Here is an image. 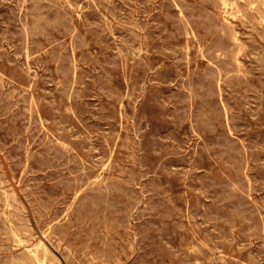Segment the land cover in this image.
Instances as JSON below:
<instances>
[{"label":"rangeland","instance_id":"rangeland-1","mask_svg":"<svg viewBox=\"0 0 264 264\" xmlns=\"http://www.w3.org/2000/svg\"><path fill=\"white\" fill-rule=\"evenodd\" d=\"M93 1L0 0V263L264 264V0Z\"/></svg>","mask_w":264,"mask_h":264},{"label":"bare ground","instance_id":"bare-ground-1","mask_svg":"<svg viewBox=\"0 0 264 264\" xmlns=\"http://www.w3.org/2000/svg\"><path fill=\"white\" fill-rule=\"evenodd\" d=\"M25 1H26V0H25ZM70 1H71V0H70ZM77 1H78V0H77ZM94 1H95V0H94ZM94 1H93V2H94ZM107 1H108V0H107ZM111 1H112V0H111ZM199 1H200V0H199ZM205 1H206V0H205ZM214 1H215V0H214ZM256 1L258 2L259 0H256ZM17 2H18V1H17ZM115 2H116V1H115ZM202 2H204V1L202 0ZM219 2H220V1H219ZM222 2H223V1H222ZM229 2H231V1H229ZM233 2H235V1H232V4H233ZM248 2H249V1H248ZM43 3H44V1H43ZM45 3H46V2H45ZM49 3H50V2H49ZM72 3H73V2H72ZM112 3H114V2H112ZM204 3H206V2H204ZM220 3H221V2H220ZM224 3H225V2H224ZM255 3H256V2H255ZM19 4H20V3H19ZM50 4H51V3H50ZM73 4H74V3H73ZM92 4H93V3H92ZM174 4H175V3H174ZM208 4H209V3H208ZM211 4H212V2H211ZM234 4H235V5H238V4H236V3H234ZM234 4H233V5H234ZM21 5H22V4H21ZM47 5H48V4H47ZM60 5H61V4H60ZM65 5H66V4H65ZM67 5H68V4H67ZM89 5H90V4H89ZM95 5H96V4H95ZM100 5H101V4H100ZM115 5H116V4H115ZM56 6H57V5H56ZM71 6H72V4H71ZM73 6H74V5H73ZM81 6H82V5H81ZM81 6H80V8H81ZM101 6H102V5H101ZM130 6H131V5H130ZM170 6H171V5H170ZM186 6H187V5H186ZM199 6H200V5H199ZM25 7H26V6H25ZM97 7H98V6H97ZM115 7H116V6H115ZM219 7H221V6H219ZM234 7H236V6H234ZM234 7H233V8H234ZM238 7H239V6H238ZM62 8H63V6H62ZM62 8H61V9H62ZM69 8H70V6H69ZM83 8H84V7H83ZM90 8H91V7H90ZM99 8H100V7H99ZM99 8H98V9H99ZM124 8H125V7H124ZM160 8H161V7H160ZM162 8H164V7H162ZM162 8H161V9H162ZM192 8H193V7H192ZM201 8H202V7H201ZM221 8H222V7H221ZM224 8H226V7H224ZM241 8H242V7H241ZM18 9H19V8H18ZM116 9H117V8H116ZM119 9H121V8H119ZM256 9H257V8H256ZM258 9H260V8H258ZM46 10H47V9H46ZM71 10H72V9H71ZM84 10H85V9H84ZM163 10H164V9H163ZM225 10H226V9H225ZM252 10H253V9H252ZM254 10H255V8H254ZM260 10H261V9H260ZM260 10H259V12H260ZM48 11H49V10H48ZM50 11H51V10H50ZM114 11H115V10H114ZM144 11H145V10H144ZM261 11H262V10H261ZM25 12H26V11H25ZM43 12H44V10H43ZM46 12H47V11H46ZM81 12H82V11H81ZM83 12H84V11H83ZM83 12H82V13H83ZM109 12H110V11H109ZM116 12H117V11H116ZM123 12H124V11H123ZM167 12H168V11H167ZM195 12H197V11H195ZM200 12L202 13V11H200ZM233 12H234V11H233ZM235 12H236V10H235ZM262 12H264V10H263ZM180 13H181V12H180ZM225 13H226V12H225ZM228 13H229V12H228ZM230 13H231V12H230ZM243 13H245V12L243 11ZM243 13H242V14H243ZM249 13H250V11H249ZM24 14H25V13H24ZM55 14H56V13H55ZM55 14H54V15H55ZM114 14H115V12H114ZM171 14H172V13H171ZM197 14H198V13H197ZM210 14H211V13H210ZM213 14H214V13H213ZM245 14H246V13H245ZM258 14H259V13H258ZM19 15H20V14H19ZM27 15H28V14H27ZM85 15H86V14H85ZM100 15H101V14H100ZM103 15H105V14H103ZM116 15H117V14H116ZM131 15H132V14H131ZM176 15H177V14H176ZM180 15H181V14H180ZM194 15H195V14H194ZM217 15H218V14H217ZM243 15H244V14H243ZM260 15H261V14H260ZM70 16H71V15H70ZM86 16H87V15H86ZM107 16H108V15H107ZM120 16H121V15H120ZM159 16H160V15H159ZM189 16H190V15H189ZM195 16H196V15H195ZM238 16H239V15H238ZM244 16H245V15H244ZM249 16H250V15H249ZM251 16H252V15H251ZM80 17H81V16H80ZM101 17H102V16H101ZM108 17H109V16H108ZM116 17H117V16H116ZM132 17H133V16H132ZM218 17H219V16H218ZM263 17H264V15H263V13H262V18H263ZM140 18H141V17H140ZM262 18H261V19H262ZM93 19H94V18H93ZM100 19H101V18H100ZM106 19H107V18H106ZM108 19H109V18H108ZM124 19H125V18H124ZM129 19H130V18H129ZM129 19H128V20H129ZM227 19H228V18H227ZM249 19H252V17L249 18ZM5 20H6V19H5ZM20 20H21V19H20ZM20 20H19V21H20ZM31 20H32V18H31ZM103 20H104V19H103ZM134 20H135V19H134ZM169 20H170V19H169ZM199 20H200V19H199ZM207 20H208V19H207ZM209 20H210V19H209ZM222 20H223V19H222ZM240 20H241V19H240ZM245 20H246V19H245ZM245 20H244V21H245ZM254 20H255V19H254ZM25 21H26V20H25ZM110 21H111V20H110ZM132 21H133V20H132ZM138 21H139V20H138ZM159 21H160V20H159ZM197 21H198V20H197ZM228 21H229V20H228ZM241 21H242V20H241ZM9 22H11V21H9ZM184 22H185V21H184ZM223 22H224V21H223ZM257 22H258V20L256 21V23H257ZM108 23H109V21H108ZM130 23H131V22H130ZM171 23H174V22H171ZM210 23H211V22H210ZM218 23H219V22H218ZM228 23H229V22H228ZM232 23H233V22H232ZM242 23H243V22H242ZM251 23H252V22H251ZM8 24H9V23H8ZM71 24H73V23H71ZM110 24H112V23H110ZM200 24H201V23H200ZM220 24H221V23H220ZM252 24H253V23H252ZM73 25H74V24H73ZM137 25H138V24H137ZM155 25H156V24H155ZM201 25H202V24H201ZM223 25H224V24H223ZM230 25H231V24H230ZM261 25H262V24H261ZM16 26H17V25H16ZM76 26H77V25H76ZM92 26H93V25H92ZM104 26H105V25H104ZM141 26H142V25H141ZM158 26H159V25H158ZM164 26H165V25H164ZM197 26H198V25H197ZM225 26H226V25H225ZM238 26H239V25H238ZM246 26H247V25H246ZM256 26H257V25H256ZM24 27H25V26H24ZM47 27H49V26L47 25ZM153 27H154V26H153ZM223 27H224V26H223ZM231 27H232V26H231ZM248 27H249V26H248ZM52 28H53V27H52ZM77 28H78V27H77ZM98 28H99V27H98ZM100 28H101V27H100ZM106 28H107V27H106ZM111 28H112V27H111ZM111 28H110V29H111ZM114 28H115V27H114ZM166 28H167V27H166ZM166 28H165V29H166ZM174 28H175V27H174ZM183 28H184V27H183ZM201 28H202V27H201ZM206 28H208V27H206ZM213 28H214V27H213ZM92 29H93V28H92ZM94 29H96V28L94 27ZM103 29H105V28H103ZM115 29H116V28H115ZM138 29H139V28H138ZM163 29H164V28H163ZM167 29H168V28H167ZM223 29H224V28H223ZM227 29H228V28H227ZM253 29H254V28H253ZM255 29H257V27H256ZM261 29H262V28H261ZM12 30H13V29H12ZM64 30H65V29H64ZM225 30H226V29H225ZM103 31H105V30H103ZM107 31H108V30H107ZM160 31H161V30H160ZM208 31H209V30H208ZM222 31H224V30H222ZM230 31H232V30H230ZM25 32H26V31H25ZM79 32H80V31H79ZM99 32H100V31H99ZM132 32H133V31H132ZM146 32H147V31H146ZM195 32H196V31H195ZM226 32H227V31H226ZM241 32H242V31H241ZM62 33H63V31H62ZM134 33H135V32H134ZM149 33H150V32H149ZM175 33H176V30H175ZM212 33H213V32H212ZM212 33H211V34H212ZM220 33H221V32H220ZM227 33H228V32H227ZM243 33H244V32H243ZM48 34H49V33H48ZM58 34H59V33H58ZM121 34H122V33H121ZM123 34H124V33H123ZM129 34H130V33H129ZM131 34H132V33H131ZM135 34H136V33H135ZM138 34H139V33H138ZM185 34H186V31H185ZM196 34H197V33H196ZM204 34H205V33H204ZM250 34H252V33H250ZM9 35H10V34H9ZM26 35H27V34H26ZM150 35H151V33H150ZM160 35H161V34H160ZM3 36H4V35H3ZM7 36H8V35H7ZM49 36H50V34H49ZM126 36H127V35H126ZM130 36H131V35H130ZM213 36H214V35H213ZM232 36H233V35H232ZM260 36H261V35H260ZM27 37H28V35H27ZM35 37H36V36H35ZM50 37H51V36H50ZM53 37H54V36H53ZM121 37H122V36H121ZM145 37H146V36H145ZM158 37H159V35H158ZM172 37H174V36H172ZM54 38H55V37H54ZM84 38H85V37H84ZM133 38H134V37H133ZM247 38H248V37H247ZM61 39H62V38H61ZM97 39H98V38H97ZM152 39H153V38H152ZM161 39H162V38H161ZM205 39H206V38H205ZM223 39H224V38H223ZM233 39H234V38H233ZM233 39H232V40H233ZM252 39H253V38H252ZM123 40H125V39L123 38L122 41H123ZM132 40H133V39H132ZM153 40H154V39H153ZM175 40H176V39H175ZM8 41H10V40L8 39ZM50 41H51V40H50ZM60 41H61V40H60ZM101 41H102V40H101ZM129 41H131V40H129ZM134 41H135V40H134ZM225 41H226V40H225ZM243 41H245V40L243 39ZM42 42H43V41H42ZM45 42H46V41H45ZM72 42H73V41H72ZM102 42H103V41H102ZM209 42H210V41H209ZM228 42H229V41H228ZM245 42H246V41H245ZM16 43H17V42H16ZM225 43H226V42H225ZM238 43H239V42H238ZM54 44H55V43H54ZM89 44H90V43H89ZM107 44H108V43H107ZM248 44H249V43H248ZM152 45H153V44H152ZM162 45H163V44H162ZM176 45L178 46V44H176ZM206 45H207V44H206ZM226 45H227V43H226ZM230 45H231V44H230ZM32 46H33V45H32ZM52 46H53V45H52ZM75 46H77V45H75ZM128 46H129V45H128ZM227 46H229V44H228ZM42 47H43V46H42ZM85 47H86V46H85ZM85 47H84V48H85ZM87 47H88V46H87ZM117 47H118V46H117ZM157 47H158V46H157ZM173 47H174V46H173ZM178 47H179V46H178ZM240 47H241V46H240ZM262 47H263V46H262ZM16 48H17V47H16ZM50 48H51V47H50ZM54 48H55V47H54ZM120 48H121V47H120ZM127 48H128V47H127ZM160 48H161V47H160ZM175 48H176V47H175ZM198 48H199V47H198ZM238 48H239V47H238ZM246 48H247V47H246ZM55 49H56V48H55ZM59 49H60V48H59ZM78 49H79V48H78ZM141 49H142V46H141ZM167 49H168V48H167ZM240 49H241V48H240ZM243 49H245V48H243ZM257 49H258V48H257ZM18 50H19V49H18ZM68 50H69V49H68ZM95 50H96V49H95ZM128 50H129V49H128ZM136 50H137V49H136ZM145 50H147V49L145 48ZM202 50H204L203 47H202ZM230 50H231V49H230ZM254 50H255V49H254ZM48 51H49V50H48ZM62 51H63V50H62ZM140 51H141V50H140ZM189 51H190V50H189ZM235 51H238V50H235ZM239 51H240V50H239ZM251 51H252V50H251ZM24 52H25V51H24ZM67 52H68V51H67ZM130 52H131V51H130ZM185 52H188V51H185ZM49 53H50V52H49ZM55 53H56V51H55ZM60 53H62V52H60ZM60 53H59V54H60ZM40 54H41V53H40ZM144 54H145V53H144ZM234 54H235V52H234ZM237 54H240V53H236V55H237ZM262 54H263V53H262ZM262 54H261V55H262ZM38 55H39V54H38ZM61 55H62V54H61ZM139 55H140V54H139ZM164 55H165V54H164ZM198 55H199V54H198ZM216 55H217V54H216ZM230 55H231V57H232V54H231V53H230ZM28 56H29V55H28ZM35 56H36V55H35ZM112 56H113V55H112ZM130 56H131V55H130ZM189 56H190V55H189ZM201 56H202V55H201ZM217 56H218V55H217ZM3 57H4V56H3ZM12 57H13V56H12ZM30 57H31V56H30ZM36 57H37V56H36ZM40 57H41V56H40ZM50 57H51V56H50ZM74 57H75V56H74ZM114 57H115V56H114ZM123 57H124V56H123ZM138 57H139V56H138ZM234 57H235V56H234ZM236 57H237V56H236ZM41 58H42V57H41ZM67 58H68V57H67ZM125 58H126V57H125ZM128 58H129V57H128ZM228 58H229V57H228ZM238 58H239V57H238ZM13 59H14V58H13ZM51 59H52V58H51ZM107 59H108V58H107ZM140 59H141V58H140ZM140 59H139V60H140ZM169 59H170V58H169ZM215 59H216V58H215ZM262 59H263V58H262ZM11 60H12V59H11ZM30 60H31V59H30ZM43 60H44V59H43ZM71 60H72V59H71ZM141 60H142V59H141ZM225 60H226V59H225ZM232 60H233V58H232ZM25 61H26V59H25ZM38 61H39V60H38ZM38 61H37V62H38ZM89 61H90V60H89ZM115 61H116V59H115ZM214 61H215V60H214ZM243 61H244V60H243ZM28 62H29V61H28ZM190 62H193V61H190ZM46 63H47V62H46ZM66 63H67V62H66ZM102 63H103V62H102ZM250 63H251V62H250ZM259 63H261V61H260ZM60 64H61V63H60ZM78 64H79V63H78ZM90 64H91V63H90ZM94 64H95V63H94ZM132 64H133V63H132ZM134 64H135V63H134ZM187 64H188V63H187ZM225 64H226V63H225ZM253 64H254V63H253ZM136 65H137V64H136ZM150 65H151V63H150ZM164 65H165V64H164ZM189 65H191V64H189ZM189 65H188V66H189ZM262 65H263V64H262ZM18 66H19V64H18ZM75 66H76V64H75ZM116 66H117V65H116ZM227 66H228V65H227ZM63 67H65V66H63ZM118 67H119V66H118ZM139 67H140V66H139ZM141 67H142V66H141ZM149 67H150V66H149ZM209 67H210V65H209ZM213 67H214V66H213ZM230 67H231V66H230ZM243 67H244V66H243ZM259 67H260V66H259ZM262 67H263V66H262ZM80 68H81V67H80ZM122 68H123V67H122ZM131 68H132V67H131ZM151 68H152V67H151ZM164 68H165V67H164ZM250 68H251V67H250ZM112 69H113V68H112ZM142 69H143V68H142ZM195 69H196V68H195ZM195 69H194V71H195ZM202 69H203V68H202ZM252 69H253V68H252ZM32 70H33V69H32ZM254 70H255V69H254ZM124 71H125V70H124ZM132 71H133V70H132ZM136 71H137V70H136ZM143 71H144V70H143ZM218 71H219V70H218ZM251 71H252V70H251ZM2 72H3V71H2ZM51 72H52V71H51ZM206 72H207V71H206ZM244 72H246V71H244ZM145 73H146V72H145ZM160 73H161V72H160ZM180 73H181V72H180ZM111 74H112V73H111ZM146 74H147V73H146ZM146 74H145V75H146ZM152 74H153V73H152ZM203 74H204V72H203ZM229 74H230V72H229ZM229 74H228V75H229ZM262 74H263V73H262ZM28 75H29V74H28ZM68 75H70V74H68ZM71 75H72V74H71ZM131 75H132V74H131ZM134 75H135V74H134ZM226 75H227V74H226ZM246 75H247V74H246ZM250 75H251V74H250ZM263 75H264V74H263ZM135 76H136V75H135ZM185 76H186V75H185ZM199 76H200V75H199ZM224 76H225V75H224ZM17 77H18V76H17ZM165 77H166V76H165ZM165 77H164V78H165ZM234 77H236V75H234ZM239 77H240V76H239ZM254 77H255V76H254ZM254 77H253V78H254ZM53 78H54V77H53ZM60 78H62V77H60ZM60 78H59V79H60ZM63 78H64V77H63ZM130 78H131V77H130ZM148 78H149V77H148ZM150 78H151V77H150ZM186 78H187V77H186ZM196 78H197V77H196ZM224 78H225V77H224ZM224 78H223V79H224ZM251 78H252V77H251ZM187 79H188V78H187ZM198 79H199V78H198ZM198 79H197V80H198ZM209 79H210V78H209ZM240 79H241V78H240ZM257 79H258V78H257ZM76 80H77V79H76ZM130 80H131V79H130ZM130 80H129V81H130ZM140 80H141V79H140ZM144 80H145V79H144ZM150 80H151V79H149V81H150ZM164 80H165V79H164ZM211 80H212V79H211ZM246 80H247V79H246ZM30 81H31V80H30ZM54 81H55V80H54ZM77 81H78V80H77ZM93 81H94V80H93ZM127 81H128V80H127ZM129 81H128V82H129ZM161 81H162V80H161ZM172 81H173V80H172ZM185 81H186V80H185ZM213 81H214V80H213ZM242 81H243V80H242ZM17 82H18V81H17ZM80 82H81V81L79 80V83H80ZM111 82H112V81H111ZM168 82H171V81H168ZM188 82H189V81H188ZM246 82H249V81H246ZM58 83H59V82H58ZM77 83H78V82H77ZM79 83H78V84H79ZM214 83H215V82H214ZM214 83H213V84H214ZM224 83H225V82H224ZM4 84H5V83H4ZM44 84H45V83H44ZM70 84H71V83H70ZM93 84H94V82H93ZM110 84H111V83H110ZM193 84H194V83H193ZM227 84H228V83H227ZM243 84H245V83H243ZM250 84H254V83H250ZM250 84H248V85H250ZM143 85H144V84H143ZM146 85H148V84H146ZM217 85H218V84H217ZM230 85H231V84H230ZM232 85H234V84H232ZM255 85H256V84H255ZM263 85H264V84H263ZM72 86H73V85H72ZM94 86H95V85H94ZM96 86H97V85H96ZM98 86H99V85H98ZM206 86H207V85H206ZM227 86H228V85H227ZM238 86H239V85H238ZM4 87H5V86H4ZM8 87H9V86H8ZM13 87H14V86H13ZM28 87H29V86H28ZM42 87H43V86H42ZM75 87H76V86H75ZM145 87H146V86H145ZM216 87H217V86H216ZM224 87H225V86H224ZM235 87H236V86H235ZM261 87H262V86H261ZM39 88H40V87H39ZM44 88H45V86H44ZM100 88H101V87H100ZM115 88H116V87H115ZM183 88H184V87H183ZM217 88H218V87H217ZM249 88H250V87H249ZM251 88H252V87H251ZM116 89H117V88H116ZM180 89H182V88H180ZM199 89H200V88H198V90H199ZM219 89H220V88H219ZM11 90H12V89H11ZM159 90H160V89H159ZM234 90H235V89H234ZM7 91H9V90H7ZM16 91H18V90H16ZM26 91H28V90L26 89ZM26 91H25V93H26ZM77 91H78V90H77ZM117 91H118V90H117ZM201 91H202V89H201ZM238 91L240 92V90H237V92H238ZM246 91H247V90H246ZM254 91H255V90H254ZM20 92H21V91H20ZM97 92H98V91H97ZM28 93H29V92H28ZM118 93H119V92H118ZM146 93H147V92H146ZM160 93H161V92H160ZM169 93H170V92H169ZM189 93H190V92H189ZM202 93H203V92H202ZM256 93H257V92H256ZM5 94H6V93H5ZM8 94H9V93H8ZM15 94H16V93H15ZM70 94H71V93H70ZM135 94H136V93H135ZM172 94H173V93H172ZM172 94H171V95H172ZM174 94H175V93H174ZM181 94H183V93H181ZM231 94H232V93H231ZM98 95H99V94H98ZM100 95H101V94H100ZM141 95H142V94H141ZM165 95H166V94H165ZM193 95H194V94H193ZM27 96H28V95H27ZM77 96H78V95H77ZM102 96H103V95H102ZM145 96H146V95H145ZM241 96H242V95H241ZM258 96H260V95H258ZM261 96H262V95H261ZM32 97H33V96H32ZM65 97H66V96H65ZM79 97H80V96H79ZM123 97H125V96H123ZM143 97H144V96H143ZM223 97H224V96H223ZM231 97H232V96H231ZM69 98H70V97H69ZM210 98H211V97H210ZM254 98H255V97H254ZM38 99H39V98H38ZM133 99H134V98H133ZM135 99H136V98H135ZM221 99H222V98H221ZM261 99H262V98H261ZM35 100H37V99H35ZM71 100H72V99H71ZM81 100H82V98H81ZM120 100H121V99H120ZM173 100H174V99H173ZM256 100H257V99H256ZM107 101H108V100H107ZM129 101H130V100H129ZM155 101H156V100H155ZM158 101H159V100H157V102H158ZM170 101H171V100H170ZM238 101H239V100H238ZM263 101H264V100H263ZM29 102H30V101H29ZM191 102H192V101H191ZM214 102H215V101H214ZM248 102H249V101H248ZM141 103H142V102H141ZM204 103H205V102H204ZM132 104H133V103H132ZM164 104H165V103H164ZM164 104H163V105H164ZM223 104H224V103H223ZM258 104H259V103H258ZM261 104H262V103H261ZM29 105H30V104H29ZM111 105H112V104H111ZM134 105H135V104H134ZM221 105H222V104H221ZM221 105H220V106H221ZM245 105H246V104H245ZM245 105H244V106H245ZM31 106H32V105H31ZM52 106H53V105H52ZM128 106H129V105H128ZM209 106H210V105H209ZM209 106H208V107H209ZM233 106H234V105H233ZM68 107H69V106H68ZM166 107H167V106H166ZM214 107H215V106H214ZM239 107H240V105H239ZM245 107H246V106H245ZM69 108H70V107H69ZM138 108H139V107H138ZM202 108H203V107H202ZM223 108H224V107H223ZM241 108H242V107H241ZM255 108H256V107H255ZM28 109H30V108H28ZM28 109H27V110H28ZM188 109H189V108H188ZM245 109H246V108H245ZM25 110H26V109H25ZM70 110H71V109H70ZM228 110H229V109H228ZM246 110H248V109H246ZM35 111H36V110H35ZM35 111H33V112H35ZM138 111H139V110H138ZM202 111H203V110H202ZM231 111H232V110H231ZM253 111H254V110H253ZM253 111H252V112H253ZM257 111H258V110H257ZM29 112H30V111H29ZM69 112H70V111H69ZM125 112H126V111H125ZM164 112H165V111H164ZM164 112H163V113H164ZM191 112H193V111H191ZM224 112H225V111H224ZM249 112H251V111H249ZM25 113H26V112H25ZM73 113H74V112H73ZM122 113H124V112H122ZM240 113H241V112H240ZM255 113H256V112H255ZM37 114H38V113H37ZM74 114H76V113H74ZM130 114H131V113H130ZM141 114H142V113H141ZM201 114H202V113H201ZM207 114H208V113H207ZM236 114H237V113H236ZM253 114H254V113H253ZM258 114H259V113H258ZM1 115H2V114H1ZM29 115H30V114H29ZM77 115H78V113H77ZM131 115H132V114H131ZM136 115H137V114H136ZM143 115H144V113L142 114V116H143ZM171 115H172V114H171ZM222 115H224V114H222ZM239 115H240V114H239ZM27 116H28V115H27ZM78 116H79V115H78ZM34 117H35V116H34ZM112 117H113V116H112ZM143 117H144V116H143ZM162 117H163V116H162ZM164 117H165V116H164ZM173 117H175V116H173ZM193 117H194V116H193ZM240 117H241V116H240ZM28 118H29V117H28ZM176 118H177V117H176ZM229 118H230V115H229ZM19 119H21V118H19ZM29 119H31V118H29ZM48 119H50V118H48ZM145 119H146V118H145ZM192 119H193V118H192ZM226 119H227V117H226ZM8 120H9V119H8ZM21 120H22V119H21ZM33 120H34V119H33ZM231 120H232V119H231ZM234 120H235V119H234ZM36 121H37V120H36ZM135 121H136V120H135ZM142 121H143V120H142ZM160 121H161V120H160ZM238 121H239V120H238ZM117 122H118V121H117ZM131 122H132V121H131ZM214 122H215V121H214ZM225 122H226V121H225ZM229 122H230V121H229ZM235 122H236V121H235ZM28 123H29V122H28ZM45 123H46V122H45ZM106 123H107V122H106ZM128 123H129V122H128ZM177 123H178V122H177ZM198 123H199V122H198ZM230 123H231V122H230ZM230 123H229V124H230ZM237 123H238V122H237ZM237 123H236V124H237ZM11 124H12V123H11ZM11 124H10V126L13 125V124H12V125H11ZM48 124H49V123H48ZM50 124H52V123H50ZM125 124H126V122H125ZM183 124H184V123H183ZM226 124H227V123H226ZM226 124H225V125H226ZM238 124H239V123H238ZM244 124H245V123H244ZM22 125H23V124H22ZM131 125H132V124H131ZM139 125H140V124H139ZM230 125H231V124H230ZM27 126H28V125H27ZM39 126H40V125H39ZM55 126H56V125H55ZM121 126H122V125H121ZM190 126H191V125H190ZM227 126H228V125H227ZM248 126H249V125H248ZM5 127H7V126H5ZM20 127H21V126H20ZM23 127H24V126H23ZM25 127H26V126H25ZM25 127H24V128H25ZM127 127H128V126H127ZM180 127H181V126H180ZM204 127H205V126H204ZM204 127H203V128H204ZM231 127H232V126H231ZM233 127H234V125H233ZM3 128H4V127H3ZM40 128H41V127H40ZM56 128H57V127H56ZM62 128H63V127H62ZM62 128H61V129H62ZM91 128H93V127H91ZM98 128H99V127H98ZM136 128H137V127H136ZM136 128H135V129H136ZM178 128H179V126H178ZM222 128H223V127H222ZM235 128H236V127H235ZM245 128H246V127H245ZM0 129H1V128H0ZM16 129H17V128H16ZM18 129H19V128H18ZM47 129H48V128H47ZM52 129H53V128H52ZM52 129H51V131H52ZM85 129H86V128H85ZM93 129H94V128H93ZM187 129H189V128H187ZM23 130H24V129H23ZM41 130H42V129H41ZM56 130H57V129H56ZM114 130H115V128H114ZM177 130H178V129H177ZM185 130H186V129H185ZM229 130H230V129H229ZM240 130H241V129H240ZM248 130H249V129H248ZM20 131H21V130H20ZM28 131H29V130H28ZM87 131H88V130H87ZM98 131H99V130H98ZM111 131H112V130H111ZM128 131H129V130H128ZM217 131H218V130H217ZM227 131H228V130H227ZM246 131H247V129H246ZM8 132H9V130H8ZM21 132H22V131H21ZM24 132H25V131H24ZM46 132H48V131H46ZM57 132H58V131H57ZM177 132H178V131H177ZM189 132H190V131H189ZM192 132H193V131H192ZM240 132H241V131H240ZM66 133H67V131H66ZM91 133H92V132H91ZM108 133H109V132H108ZM111 133H113V132H111ZM111 133H110V134H111ZM134 133H135V132H134ZM61 134H62V133H61ZM68 134H69V133H68ZM81 134H82V133H81ZM96 134H97V133H96ZM106 134H107V133H106ZM128 134H129V133H128ZM137 134H138V133H137ZM117 135H118V134H117ZM129 135H130V134H129ZM143 135H144V134H143ZM154 135H155V134H154ZM214 135H215V134H214ZM216 135H217V134H216ZM247 135H248V134H247ZM49 136H50V135H49ZM70 136H71V135H70ZM83 136H84V135H83ZM92 136H93V135H92ZM101 136H103V135H101ZM195 136H197V135H195ZM200 136H201V134H200ZM227 136H228V135H227ZM250 136H252V135H250ZM11 137H12V136H11ZM72 137H73V136H72ZM77 137H78V136H77ZM77 137H76V139H77ZM84 137H85V136H84ZM86 137H87V136H86ZM90 137H91V135H90ZM125 137H126V136H125ZM136 137H137V136H136ZM142 137H143V136H142ZM151 137H152V136H151ZM154 137H155V136H154ZM160 137H161V136H160ZM192 137H193V136H192ZM192 137H191V138H192ZM236 137H238V136H236ZM258 137H259V135H258ZM97 138H98V137H97ZM102 138H104V137H102ZM112 138H113V137H112ZM127 138H128V137H127ZM127 138H126V139H127ZM134 138H135V137H134ZM134 138H133V139H134ZM155 138H156V137H155ZM155 138H154V139H155ZM172 138H173V137H172ZM172 138H171V139H172ZM188 138H189V135H188ZM191 138H190V139H191ZM231 138H232V137H231ZM239 138H240V137H239ZM252 138H253V137H252ZM27 139H28V138H27ZM45 139H46V138H45ZM50 139H51V137H50ZM73 139H75V138H73ZM79 139H80V138H79ZM128 139H129V138H128ZM154 139H153V140H154ZM185 139H186V138H185ZM195 139H196V138H195ZM204 139H205V138H204ZM131 140H132V138H131ZM186 140H187V139H186ZM198 140H199V139H198ZM221 140H222V139H221ZM249 140H250V139H249ZM249 140H248V141H249ZM24 141H25V140H24ZM58 141H59V140H58ZM84 141H85V140H84ZM100 141H101V140H100ZM156 141H157V140H156ZM199 141H200V140H199ZM211 141H212V140H211ZM213 141H214V140H213ZM224 141H225V140H224ZM85 142H86V141H85ZM142 142H143V141H142ZM217 142H218V141H217ZM222 142H223V141H222ZM261 142H262V141H261ZM106 143H107V142H106ZM135 143H136V142H135ZM188 143H189V142H188ZM253 143H254V142H253ZM253 143H252V144H253ZM262 143H263V142H262ZM136 144H137V143H136ZM202 144H203V143H202ZM225 144H226V143H225ZM236 144H237V143H236ZM248 144H249V143H248ZM258 144H259V143H258ZM88 145H89V144H88ZM98 145H99V144H98ZM104 145H105V144H104ZM167 145H168V144H167ZM181 145H182V144H181ZM194 145H195V144H194ZM238 145H239V144H238ZM238 145H237V146H238ZM254 145H255V144H254ZM261 145H262V144H261ZM4 146H5V145H4ZM21 146H22V145H21ZM85 146H86V145H85ZM96 146H97V145H96ZM126 146H127V145H126ZM165 146H166V145H165ZM182 146H183V145H182ZM192 146H193V145H192ZM259 146H260V145H259ZM22 147H23V146H22ZM55 147H56V146H55ZM82 147H83V146H82ZM90 147H91V146H90ZM90 147H89V148H90ZM123 147H124V146H123ZM142 147H143V146H142ZM162 147H163V145H162ZM216 147H217V146H216ZM24 148H25V147H24ZM70 148H71V147H70ZM125 148H126V147H125ZM132 148H133V147H132ZM136 148H137V147H136ZM163 148H166V147H163ZM172 148H174V147H172ZM179 148H180V147H179ZM218 148H219V147H218ZM65 149H66V148H65ZM83 149H84V148H83ZM92 149H93V148H92ZM138 149H139V148H138ZM142 149H143V148H142ZM145 149H146V148H145ZM184 149H185V148H184ZM23 150H24V149H23ZM60 150H61V149H60ZM68 150H69V149H68ZM93 150H94V149H93ZM98 150H99V149H98ZM104 150H105V149H104ZM156 150H157V149H156ZM161 150H162V149H161ZM188 150H189V149H188ZM191 150H192V149H191ZM202 150H203V149H202ZM248 150H249V149H248ZM61 151H62V150H61ZM75 151H76V150H75ZM134 151H135V148H134ZM205 151H206V150H205ZM217 151H218V149H217ZM256 151H257V149H256ZM21 152H22V151H21ZM23 152H25V151H23ZM33 152H34V151H33ZM66 152H67V151H66ZM66 152H64V153H66ZM103 152H104V151H103ZM144 152H145V151H144ZM165 152H166V151H165ZM263 152H264V151H263ZM17 153H18V152H17ZM70 153H71V152H70ZM76 153H77V152H76ZM90 153H91V152H90ZM105 153H106V152H105ZM118 153H119V152H118ZM120 153H121V152H120ZM141 153H143V152H141ZM244 153H246V152H244ZM258 153H259V152H258ZM19 154H20V153H19ZM45 154H46V153H45ZM101 154H102V153H101ZM135 154H136V153H135ZM181 154H182V153H181ZM246 154H247V153H246ZM256 154H257V153H256ZM262 154H263V153H262ZM22 155H25V154L22 153ZM52 155H53V154H52ZM60 155H62V154H60ZM65 155H66V154H65ZM90 155H91V154H90ZM174 155H175V153H174ZM184 155H185V154H184ZM190 155H191V154H190ZM210 155H211V154H210ZM254 155H255V154H254ZM19 156H20V155H19ZM70 156H71V155H70ZM70 156H69V157H70ZM74 156H75V155H74ZM97 156H98V155H97ZM105 156H107V155H105ZM166 156H167V155H166ZM207 156H208V155H207ZM207 156H206V157H207ZM241 156H242V155H241ZM245 156H246V155H245ZM257 156H258V155H257ZM66 157H67V155H66ZM134 157H135V156H134ZM143 157H144V155H143ZM106 158H107V157H106ZM108 158H109V157H108ZM112 158H113V156H112ZM165 158H166V157H165ZM184 158H185V157H184ZM245 158H246V157H245ZM253 158H254V157H253ZM21 159H22V157H21ZM27 159H28V157H27ZM93 159H94V158H93ZM110 159H111V158H110ZM193 159H194V158H193ZM218 159H219V158H218ZM258 159H259V158H258ZM258 159H257V160H258ZM23 160H24V159H23ZM63 160H64V158H63ZM73 160H74V159H73ZM79 160H80V159H79ZM161 160H162V159H161ZM171 160H172V159H171ZM171 160H170V161H171ZM203 160H204V159H203ZM214 160H215V159H214ZM19 161H20V160H19ZM106 161H107V160H106ZM135 161H136V160H135ZM194 161H197V160H194ZM221 161H222V160H221ZM248 161H249V160H248ZM25 162H26V161H25ZM34 162H35V161H34ZM34 162H33V163H34ZM99 162H100V161H99ZM102 162H103V161H102ZM198 162H199V161H198ZM33 163H32V164H33ZM59 163H60V162H59ZM68 163H69V162H68ZM77 163H78V162H77ZM109 163H110V160H109ZM113 163H114V162H113ZM136 163H137V162H136ZM136 163H134V164H136ZM153 163H154V162H153ZM171 163H172V162H171ZM191 163H192V162H191ZM191 163H190V164H191ZM222 163H223V162H222ZM260 163H262V162H260ZM27 164H28V163H27ZM79 164H80V163H79ZM100 164H101V163H100ZM114 164H115V163H114ZM145 164H146V162H145ZM156 164H157V163H156ZM195 164H198V163H195ZM195 164H194V165H195ZM200 164H201V163H200ZM250 164H251V163H250ZM22 165H23V164H22ZM68 165H69V164H68ZM81 165H82V164H81ZM92 165H94V162H93ZM115 165H116V164H115ZM118 165H119V164H118ZM138 165H139V164H138ZM191 165H192V164H191ZM213 165H214V164H213ZM218 165H219V164H218ZM241 165H242V164H241ZM73 166H74V165H73ZM149 166H150V165H149ZM169 166H170V165H169ZM192 166H193V165H192ZM198 166H199V165H198ZM230 166H231V165H230ZM260 166H261V165H260ZM65 167H66V166H65ZM65 167H64V168H65ZM92 167H93V166H92ZM156 167H157V166H156ZM167 167H168V165H167ZM167 167H166V168H167ZM175 167H176V166H175ZM178 167H179V166H178ZM66 168H67V167H66ZM80 168H81V167H80ZM93 168H94V167H93ZM117 168H118V167H117ZM149 168H152V167H149ZM176 168H177V167H176ZM190 168H193V167H190ZM244 168H245V167H244ZM244 168H243V169H244ZM256 168H257V167H256ZM256 168H255V169H256ZM23 169H24V168H23ZM84 169H85V168H84ZM86 169H87V168H86ZM123 169H124V168H123ZM153 169H154V168H153ZM169 169H170V168H169ZM60 170H61V169H60ZM62 170H64V169H62ZM82 170H83V169H82ZM103 170H104V169H103ZM106 170H107V169H106ZM140 170H141V168H140ZM159 170H160V169H159ZM159 170H158V172H159ZM171 170H172V168H171ZM236 170H237V169H236ZM251 170H252V169H251ZM87 171H88V170H87ZM93 171H94V170H93ZM162 171H163V170H162ZM180 171H181V170H180ZM180 171H179V172H180ZM190 171H192V170H190ZM206 171H207V170H206ZM234 171H235V169H234ZM247 171H248V170H247ZM253 171H254V169H253ZM68 172H69V171H68ZM79 172H80V171H79ZM116 172H117V171H116ZM118 172H119V171H118ZM123 172H125V171H123ZM163 172H164V171H163ZM179 172H176V173H179ZM204 172H205V171H204ZM209 172H210V171H209ZM239 172H240V171H239ZM58 173H59V172H58ZM58 173H57V171H56L55 174H58ZM80 173H81V172H80ZM85 173H86V172H85ZM93 173H94V172H93ZM93 173H92V174H93ZM119 173H120V172H119ZM121 173H122V172H121ZM167 173H168V172H167ZM254 173H255V172H254ZM50 174H51V173H50ZM67 174H68V173H67ZM70 174H71V173H70ZM76 174H77V173H76ZM123 174H124V173H123ZM140 174H141V173H140ZM151 174H152V173H151ZM151 174H150V175H151ZM238 174H239V173H238ZM15 175H16V174H15ZM15 175H14V176H15ZM23 175H24V174H23ZM58 175H59V174H58ZM68 175H69V174H68ZM86 175H87V174H86ZM93 175H94V174H93ZM99 175H100V174H99ZM113 175H114V174H113ZM115 175H116V174H115ZM126 175H127V174H126ZM190 175H191V174H190ZM192 175H193V174H192ZM235 175H236V174H235ZM251 175H252V174H251ZM49 176H50V175H49ZM49 176H48V177H49ZM62 176H63V174H62ZM66 176H67V175H66ZM82 176H83V175H82ZM130 176H131V175H130ZM151 176H152V175H151ZM159 176H160V175H159ZM184 176H185V175H184ZM184 176H183V177H184ZM186 176H187V175H186ZM194 176H195V175H194ZM194 176H193V177H194ZM209 176H210V175H209ZM0 177H1V176H0ZM54 177H55V176H54ZM68 177H69V176H68ZM73 177H74V176H73ZM94 177H95V176H94ZM133 177H134V176H133ZM137 177H138V176H137ZM249 177H250V176H249ZM253 177H254V176H253ZM2 178H3V177H2ZM2 178H1V180H2ZM5 178H6V177H5ZM20 178H22V177H20ZM70 178H71V177H70ZM74 178H75V177H74ZM92 178H93V177H92ZM105 178H106V177H105ZM108 178H109V177H108ZM125 178H126V177H125ZM140 178H142V177H140ZM149 178H150V177H149ZM156 178H157V177H156ZM197 178H198V177H197ZM199 178H200V177H199ZM228 178H230V177H228ZM235 178H236V177H235ZM87 179H89V177H88ZM95 179H96V178H95ZM110 179H111V178H110ZM151 179H152V178H151ZM151 179H150V180H151ZM200 179H201V178H200ZM215 179H216V178H215ZM236 179H237V178H236ZM247 179H248V178H247ZM252 179H253V178H252ZM256 179H257V178H256ZM17 180H18V179H17ZM19 180H20V179H19ZM57 180H58V179H57ZM103 180H105V179L103 178ZM108 180H109V179H108ZM117 180H118V179H117ZM168 180H169V179H168ZM222 180H223V179H222ZM222 180H221V181H222ZM224 180H225V179H224ZM53 181H54V180H53ZM97 181H98V180H97ZM100 181H101V180H100ZM100 181H99V183H100ZM114 181H115V179H114ZM132 181H133V180H132ZM141 181H142V180H141ZM201 181H202V180H201ZM247 181H248V180H247ZM253 181H254V180H253ZM253 181H252V182H253ZM5 182H6V181H5ZM193 182H194V181H193ZM195 182H196V181H195ZM229 182H230V181H228V183H229ZM259 182H260V181H259ZM54 183H55V182H54ZM93 183H94V181H93ZM99 183H98V185H99ZM134 183H135V182H134ZM151 183H152V180H151ZM207 183H208V182H207ZM209 183H210V181H209ZM255 183H256V182H255ZM262 183H263V182H262ZM87 184H88V183H87ZM139 184H140V183H139ZM189 184H190V183H189ZM241 184H242V183H241ZM246 184H247V183H246ZM249 184H250V183H249ZM60 185H61V184H60ZM78 185H79V184H78ZM133 185H134V184H133ZM158 185H159V184H158ZM242 185H243V184H242ZM252 185H253V184H252ZM252 185H251V186H252ZM260 185H261V184H260ZM9 186H10V185H9ZM9 186H8V187H9ZM83 186H84V185H83ZM83 186H82V187H83ZM89 186H90V185H89ZM91 186H92V185H91ZM128 186H129V185H128ZM147 186H148V185H146V187H147ZM192 186H193V185H192ZM246 186H247V185H246ZM246 186H245V187H246ZM248 186H249V185H248ZM62 187H63V186H62ZM64 187H65V186H64ZM218 187H219V186H218ZM2 188H3V187H2ZM52 188H53V187H52ZM83 188H84V187H83ZM83 188H82V189H83ZM153 188H155V187H153ZM193 188H194V187H193ZM214 188H215V187H214ZM53 189H54V188H53ZM62 189H63V188H62ZM76 189H77V188H76ZM110 189H111V188H110ZM130 189H131V188H130ZM157 189H158V188H157ZM163 189H164V188H163ZM201 189H202V188H201ZM237 189H238V188H237ZM4 190H5V189H4ZM13 190H14V189H13ZM140 190H141V189H140ZM209 190H211V189H209ZM248 190H249V189H248ZM248 190H247V193H248ZM10 191H11V190H10ZM10 191H9V192H10ZM131 191H132V190H131ZM131 191H130V192H131ZM153 191H154V190H153ZM155 191H156V190H155ZM168 191H169V190H168ZM214 191H215V190H214ZM221 191H222V188H221ZM253 191H254V190H253ZM47 192H48V191H47ZM55 192H57V191H55ZM65 192H67V191H65ZM65 192H64V193H65ZM80 192H81V190H80ZM106 192H107V191H106ZM160 192H161V191H160ZM166 192H167V191H166ZM198 192H199V191H198ZM251 192H252V191H251ZM50 193H51V192H50ZM57 193H58V192H57ZM69 193H70V192H69ZM120 193H121V192H120ZM162 193H163V192H162ZM216 193H217V192H216ZM216 193H215V195H216ZM237 193H238V192H237ZM1 194H2V192H1ZM15 194H16V193H15ZM82 194H83V193H82ZM114 194H115V193H114ZM121 194H122V193H121ZM138 194H139V193H138ZM165 194H166V193H165ZM165 194H164V195H165ZM245 194H246V193H245ZM11 195H12V194H11ZM48 195H49V194H48ZM78 195H79V194H78ZM80 195H81V194H80ZM133 195H134V194H133ZM136 195H137V194H135V196H136ZM141 195H142V194H141ZM150 195H151V193H150ZM186 195H187V194H186ZM226 195H227V194H226ZM236 195H237V194H236ZM239 195H240V194H239ZM243 195H244V194H243ZM0 196H1V195H0ZM60 196H62V194H61ZM71 196H72V194H71ZM119 196H120V195H119ZM168 196L171 197V195H168ZM251 196H252V195H251ZM19 197H20V196H19ZM48 197H49V196H48ZM51 197H52V196H51ZM58 197H59V196H58ZM63 197H64V195H63ZM81 197H82V196H81ZM113 197H114V195H113ZM126 197H127V196H126ZM137 197H138V196H137ZM163 197H164V196H163ZM212 197H213V195H212ZM3 198H4V197H3ZM35 198H36V197H35ZM53 198H54V197H53ZM109 198H111V197H109ZM121 198H122V197H121ZM127 198H128V197H127ZM161 198H162V197H161ZM218 198H219V197H218ZM45 199H46V198H45ZM48 199H49V198H48ZM48 199H47V200H48ZM55 199H56V198H55ZM55 199H54V200H55ZM70 199H72V198H70ZM113 199H114V198H113ZM129 199H130V198H129ZM146 199H147V198H146ZM173 199H174V198H173ZM237 199H238V198H237ZM18 200H19V199H18ZM37 200H38V199H37ZM52 200H53V199H52ZM68 200H69V199H68ZM68 200H67V201H68ZM137 200H138V199H137ZM144 200H145V199H144ZM152 200H153V199H152ZM162 200H163V199H162ZM185 200H187V199H185ZM185 200H184V201H185ZM198 200H199V199H198ZM228 200H229V199H228ZM235 200H236V199H235ZM247 200H248V199H247ZM260 200H261V199H260ZM0 201H1V200H0ZM2 201H3V200H2ZM9 201H10V200H9ZM21 201H22V200H21ZM21 201H20V202H21ZM67 201H66V202H67ZM88 201H89V200H88ZM118 201H119V200H118ZM121 201H122V200H121ZM147 201H149V200H147ZM158 201H160V200H158ZM170 201H171V200H170ZM212 201H213V200H212ZM13 202H15V201H13ZM39 202H40V201H39ZM52 202H53V201H52ZM80 202H81V200H80ZM124 202H125V198H124ZM131 202H132V201H131ZM144 202H145V201H144ZM166 202H167V201H166ZM213 202H214V201H213ZM223 202H224V201H223ZM234 202H235V201H234ZM237 202H238V201H237ZM237 202H235V203H237ZM245 202H246V201H245ZM11 203H12V201H11ZM69 203H70V202H69ZM121 203H123V202H121ZM146 203H147V202H146ZM157 203H158V202H157ZM163 203H164V202H163ZM163 203H162V205H163ZM197 203H198V201H197ZM206 203H207V202H206ZM3 204H4V203H3ZM23 204H24V203H23ZM124 204H125V203H124ZM152 204H153V203H152ZM167 204H168V203H167ZM186 204H187V203H186ZM211 204H212V203H211ZM220 204H221V203H220ZM223 204H224V203H223ZM246 204H247V202H246ZM251 204H253V203H251ZM251 204H250V205H251ZM0 205H1V204H0ZM4 205H5V204H4ZM7 205H8V204H7ZM10 205H11V204H10ZM70 205H71V204H70ZM125 205H127V204H125ZM159 205H160V204H159ZM173 205H174V204H173ZM204 205H205V204H204ZM217 205H218V204H217ZM225 205H226V203H225ZM233 205H234V204H233ZM247 205H249V204H247ZM1 206H2V208H3V205H1ZM14 206H15V205H14ZM87 206H88V205H87ZM237 206H238V205H237ZM244 206H245V205H244ZM260 206H261V205H260ZM15 207H16V206H15ZM17 207H18V206H17ZM50 207H52V206H50ZM50 207H49V208H50ZM65 207H66V206H65ZM75 207H76V206H75ZM115 207H116V206H115ZM117 207H118V206H117ZM125 207H126V206H125ZM125 207H123V208H125ZM136 207H137V206H136ZM160 207H161V206H160ZM167 207H168V206H166V208H167ZM176 207H177V206H176ZM181 207H182V206H181ZM193 207H194V206H193ZM214 207H215V206H214ZM257 207H258V206H257ZM18 208H19V207H18ZM18 208H17V209H18ZM138 208H139V207H138ZM171 208H172V206H171ZM215 208H216V207H215ZM225 208H226V207H225ZM247 208H248V207H247ZM260 208H261V207H260ZM17 209H16V210H17ZM20 209H21V208H20ZM105 209H106V208H105ZM127 209H128V208H127ZM127 209H126V210H127ZM134 209H135V208H134ZM50 210H52V209H50ZM70 210H71V209H70ZM116 210H117V209H116ZM126 210H124V211H126ZM194 210L196 211V209H194ZM222 210H223V209H222ZM225 210H226V209H225ZM225 210H224V212H225ZM228 210H229V209H228ZM249 210H250V209H249ZM249 210H248V211H249ZM20 211H21V210H20ZM63 211H64V210H63ZM82 211H83V209H82ZM101 211H102V210H101ZM138 211H139V210H138ZM165 211H166V210H165ZM215 211H216V209H215ZM239 211H240V210H239ZM241 211H242V210H241ZM241 211H240V212H241ZM262 211H263V210H262ZM262 211H261V212H262ZM5 212H6V211H5ZM7 212H8V211H7ZM13 212H14V211H13ZM117 212H118V211H117ZM126 212H127V211H126ZM155 212H156V211H155ZM216 212H217V211H216ZM219 212H220V211H219ZM246 212H247V211H246ZM246 212H245V213H246ZM9 213H11V211H10ZM26 213H27V212H26ZM75 213H76V212H75ZM84 213H85V212H84ZM87 213H88V211H87ZM94 213H95V212H94ZM120 213H121V212H120ZM131 213H132V212H131ZM136 213H137V212H136ZM147 213H148V212H147ZM165 213H166V214H164V215H167V212H165ZM183 213H184V212H183ZM187 213H189V212H187ZM195 213H196V212H195ZM209 213H210V212H209ZM263 213H264V212H263ZM19 214L21 215V213H18V215H19ZM43 214H44V213H43ZM50 214H51V213H50ZM71 214H72V213H71ZM104 214H105V213H104ZM116 214H117V213H116ZM116 214H115V216H117ZM121 214H122V213H121ZM158 214H159V213H158ZM158 214H157V215H158ZM193 214H194V213H193ZM233 214H234V213H233ZM9 215H10V214H9ZM65 215H66V214H65ZM79 215H80V214H79ZM97 215H98V214H97ZM106 215H107V214H106ZM128 215H129V214H128ZM154 215H155V213H154ZM161 215H162V214H161ZM195 215H196V214H195ZM195 215H194V216H195ZM198 215H199V214H198ZM202 215H203V214H202ZM224 215H225V214H224ZM234 215H235V214H234ZM245 215H246V214H245ZM16 216H17V215H16ZM92 216H93V215H92ZM92 216H91V219H92ZM107 216H108V215H107ZM107 216H105V217H107ZM112 216H113V214H112ZM123 216H124V214H123ZM146 216H147V214H146ZM158 216H159V215H158ZM184 216H185V215H184ZM199 216H200V215H199ZM52 217H53V216H52ZM71 217H72V216H71ZM85 217H87V216H85ZM94 217H95V216H94ZM94 217H93V219H94ZM96 217H97V216H96ZM121 217H122V216H121ZM126 217H127V216H126ZM150 217H151V216H150ZM153 217H154V216H153ZM159 217H160V216H159ZM159 217H157V218H159ZM166 217H167V216H166ZM168 217H169V216H168ZM168 217H167V218H168ZM247 217H248V216H247ZM250 217H251V216H250ZM261 217H262V216H261ZM6 218H7V217H6ZM9 218H10V217H9ZM45 218H46V217H45ZM49 218H50V217H49ZM49 218H48V219H49ZM57 218H58V217H57ZM75 218H76V217H75ZM151 218H152V217H151ZM151 218H150V219H151ZM167 218H165V219H167ZM235 218H236V217H235ZM237 218H238V217H237ZM241 218H242V217H241ZM251 218H252V217H251ZM7 219H8V218H7ZM20 219H21V218H20ZM53 219H54V217H53ZM60 219H61V218H60ZM64 219H65V218H64ZM71 219H72V218H71ZM71 219H70V220H71ZM95 219L97 220L98 218H95ZM165 219H164V220H165ZM171 219H173V218H171ZM21 220H22V219H21ZM55 220H56V219H55ZM58 220H59V219H58ZM96 220H95V221H96ZM103 220H105V219H103ZM112 220H114V219H112ZM122 220H123V219H122ZM128 220H129V218H128L126 221H128ZM135 220H136V219H135ZM236 220H239V218L236 219ZM257 220H258V219H257ZM14 221H16V220H14ZM82 221H83V219H82ZM84 221H85V220H84ZM86 221H87V220H86ZM95 221H94V222H95ZM107 221H108V220H107ZM114 221H115V220H114ZM154 221H155V220H154ZM172 221H173V220H172ZM194 221H195V220H194ZM260 221H261V220H260ZM262 221H263V220H262ZM2 222H3V221H2ZM22 222H23V221H22ZM71 222H72V221H71ZM77 222H81V221L79 220V221H77ZM92 222H93V221H92ZM94 222H93V223H94ZM109 222H111V221H109ZM119 222H122V221L120 220ZM44 223H45V222H44ZM61 223H63V222L61 221ZM100 223H101V222H100ZM129 223H130V222H129ZM159 223H161V221H160ZM176 223H178V222H176ZM197 223H198V222H197ZM205 223H206V222H205ZM223 223H224V222H223ZM223 223H222V224H223ZM233 223H234V222H233ZM233 223H232V224H233ZM235 223H236V222H235ZM251 223H252V222H251ZM16 224H17V223H16ZM19 224H20V223H19ZM58 224H59V223H58ZM79 224H80V223H79ZM81 224H83V223H81ZM84 224H85V223H84ZM89 224H90V223H89ZM101 224H102V223H101ZM125 224H126V223H125ZM127 224H128V223H127ZM127 224H126V225H127ZM185 224H186V223H185ZM198 224H199V223H198ZM212 224H213V223H212ZM216 224H217V223H216ZM252 224H253V223H252ZM0 225H1V222H0ZM10 225H11V224H10ZM23 225H24V222H23ZM45 225H46V224H45ZM61 225H62V224H61ZM132 225H133V224H132ZM145 225H147V223H146ZM183 225H184V224H183ZM248 225H249V224H248ZM11 226H12V225H11ZM15 226H17V225H15ZM29 226H30V225H29ZM29 226H28V227H29ZM49 226H50V225H49ZM83 226L86 227V226H89V225H83ZM120 226H121V225H120ZM127 226H128V225H127ZM130 226H131V225H130ZM148 226H149V225H148ZM160 226L162 227V225H160ZM177 226H178V224H177ZM184 226H185V225H184ZM186 226H187V225H186ZM213 226H214V225H213ZM241 226H242V225H241ZM259 226H261V225H259ZM24 227H27V226H24ZM42 227H44V226H42ZM98 227H99V226H98ZM125 227H126V226H125ZM142 227H143V226H142ZM142 227H141V228H142ZM236 227H237V226H236ZM248 227H249V226H248ZM4 228H5V226H4ZM47 228L49 229V227H47ZM59 228H60V227H59ZM77 228H78V227H77ZM82 228H83V227H82ZM91 228H92V227H91ZM94 228H95V227H94ZM122 228H123V226H122ZM138 228H139V227H138ZM138 228H137V229H138ZM146 228H147V226H146ZM150 228H151V227H150ZM153 228H155V225H154ZM163 228H164V227H163ZM211 228H212V227H211ZM244 228H245V227H244ZM0 229H2L1 226H0ZM28 229H29V228H28ZM51 229H52V228H51ZM78 229H79V228H78ZM85 229H87V228H85ZM96 229H98V228H96ZM96 229H95V230H96ZM124 229H125V228H124ZM127 229H128V228H127ZM129 229H132V228H129ZM137 229H136V231H137ZM143 229H144V228H143ZM147 229H148V228H147ZM181 229H183V228H181ZM209 229H210V228H209ZM216 229H217V228H216ZM7 230H9V229L7 228ZM41 230H42V229H41ZM79 230H80V229H79ZM89 230H91V229H89ZM93 230H94V229H93ZM110 230H111V229H110ZM125 230H126V229H125ZM154 230H155V229H154ZM172 230H173V229H172ZM231 230H232V229H231ZM239 230H240V229H239ZM0 231H1V230H0ZM5 231H6V229H5ZM5 231H4V232H5ZM25 231H26V228H25ZM27 231H28V230H27ZM48 231H49V230H48ZM57 231H58V230H57ZM64 231H65V230H64ZM68 231H69V230H68ZM96 231H97V230H96ZM145 231H146V230H145ZM150 231H151V229H150ZM202 231H203V230H202ZM207 231H208V229H207ZM228 231H229V230H228ZM2 232H3V231H2ZM29 232H30V230H29ZM46 232H47V231H46ZM60 232H61V231H60ZM84 232H85V231H84ZM86 232H87V231H86ZM88 232H89V231H88ZM88 232H87V233H88ZM117 232H118V231H117ZM125 232H127V231H125ZM137 232H138V231H137ZM139 232H140V231H139ZM139 232H138V233H139ZM141 232H142V230H141ZM156 232H157V231H156ZM179 232H180V230H179ZM179 232H178V233H179ZM15 233H16V232H15ZM30 233H31V232H30ZM49 233H50V232H49ZM92 233H93V232H92ZM138 233H137V234H138ZM145 233H147V232H145ZM154 233H155V232H154ZM170 233H171V232H170ZM195 233H196V232H195ZM205 233H206V232H205ZM218 233H219V232H218ZM230 233H231V232H230ZM253 233H254V232H253ZM260 233H261V232H260ZM6 234H7V233H6ZM64 234H65V233H64ZM64 234H63V236H64ZM68 234H69V233H68ZM96 234H97V233H96ZM159 234H160V233H159ZM172 234H173V233H171V235H172ZM183 234H184V233H183ZM187 234H188V233H187ZM207 234H209V233H207ZM247 234H248V233H247ZM254 234H255V233H254ZM26 235H27V234H26ZM45 235H46V234H45ZM45 235H44V236H45ZM50 235H51V234H50ZM141 235H142V234H141ZM167 235H168V234H167ZM169 235H170V234H169ZM174 235H175V234H174ZM217 235H218V234H217ZM217 235H216V236H217ZM219 235H220V234H219ZM248 235H249V234H248ZM10 236H11V235H9V236H7V237L9 238ZM47 236H48V235H47ZM52 236H53V235H52ZM58 236H59V235H58ZM185 236H186V235H185ZM227 236H228V235H227ZM64 237H65V236H64ZM86 237H87V236H86ZM89 237H90V236H89ZM121 237H122V236H121ZM126 237H127V236H126ZM133 237H134V235H133ZM143 237H145V236H143ZM146 237H147V236H146ZM175 237H176V236H175ZM218 237H219V236H218ZM220 237H221V236H220ZM234 237H235V236H234ZM241 237H242V236H241ZM3 238H4V237H3ZM48 238H50V237H48ZM51 238H52V237H51ZM59 238H60V237H59ZM131 238H132V237H131ZM140 238H141V237H140ZM150 238H151V237H150ZM159 238H160V237H159ZM163 238H164V237H163ZM173 238H174V237H173ZM181 238H182V237H181ZM232 238H233V237H232ZM4 239H5V238H4ZM9 239H10V238H9ZM9 239H8V240H9ZM14 239H16V238H14ZM61 239H62V238H61ZM63 239H64V238H63ZM80 239H81V238H80ZM108 239H109V237H108ZM112 239H113V238H112ZM133 239H134V238H133ZM142 239H143V238H142ZM146 239H148V238H146ZM167 239H169V237H168ZM210 239H211V238H210ZM214 239H215V238H214ZM221 239H222V238H221ZM255 239H257V238H255ZM11 240H12V239H11ZM25 240H26V239H25ZM29 240H30V239H29ZM29 240H28V241H29ZM32 240H33V239H32ZM32 240H30L29 242H31ZM82 240H83V239H82ZM87 240H88V238H87ZM97 240H98V239H97ZM135 240H136V239H135ZM137 240H138V239H137ZM222 240H223V239H222ZM224 240H225V239H224ZM74 241H75V240H74ZM138 241H139V240H138ZM142 241H143V240H142ZM150 241H151V240H150ZM154 241H156V240L154 239ZM154 241H153V242H154ZM194 241H195V240H194ZM243 241H244V240H243ZM249 241H250V240H249ZM23 242H24V241H23ZM63 242H64V241H63ZM93 242H94V241H93ZM104 242H105V241H104ZM109 242H110V241H109ZM162 242H163V241H162ZM190 242H191V241H190ZM208 242H209V241H208ZM212 242H213V241H212ZM239 242H240V241H239ZM17 243H18V242H17ZM42 243H43V242H42ZM60 243H61V242H60ZM68 243H69V242H68ZM110 243H111V242H110ZM116 243H117V242H116ZM118 243H119V242H118ZM151 243H152V242H151ZM155 243H156V242H155ZM163 243H164V242H163ZM168 243H169V242H168ZM220 243H221V241H220ZM235 243H237L236 240H235ZM259 243H260V242H259ZM38 244H39V242H38ZM43 244H45V243H43ZM72 244H73V243H72ZM127 244H128V243H127ZM133 244H134V243H133ZM143 244H144V243H143ZM161 244H162V243H161ZM205 244H206V243H205ZM207 244H208V243H207ZM207 244H206V245H207ZM214 244H215V243H214ZM230 244H231V243H230ZM237 244H238V243H237ZM261 244H262V243H261ZM53 245H54V244H53ZM61 245H62V244H61ZM81 245H82V244H81ZM102 245H104V244H102ZM112 245H113V244H112ZM145 245H147V244H145ZM150 245H151V244H150ZM174 245H175V244H174ZM191 245H192V244H191ZM191 245H190V247H191ZM222 245H223V244H222ZM250 245H251V244H250ZM4 246H5V245H4ZM8 246H9V245H8ZM15 246H16V245H15ZM20 246H21V245H20ZM36 246L38 247V245H36ZM79 246H80V245H79ZM79 246H78V248H79ZM90 246H91V245H90ZM126 246H127V245H126ZM126 246H125V247H126ZM131 246H132V243H131ZM141 246H142V245H141ZM153 246H154V245H153ZM172 246H173V245H172ZM185 246H186V245H185ZM245 246H246V245H245ZM2 247H3V246H2ZM42 247H43V246H42ZM66 247H67V245H66ZM83 247H85V246L83 245ZM83 247H82L81 249H83ZM103 247H104V246H103ZM109 247H110V246H109ZM143 247H144V246H143ZM167 247H168V246H167ZM169 247H170V246H169ZM246 247H247V246H246ZM10 248H11V246H10ZM27 248L29 249V247H27ZM39 248H41V247H39ZM70 248H71V247H70ZM86 248H87V247H86ZM112 248H113V247H112ZM131 248H132V247H131ZM131 248H130V249H131ZM157 248H158V247H157ZM157 248H156V249H157ZM173 248H174V246H173ZM197 248H198V247H197ZM31 249H32V248H31ZM58 249H59V248H58ZM72 249H73V248H72ZM87 249H89V248H87ZM121 249H122V248H121ZM137 249H138V248H137ZM137 249H136V250H137ZM142 249H143V248H142ZM150 249H152V248L150 247ZM160 249H161V248H160ZM175 249H176V248H175ZM177 249H178V248H177ZM211 249H212V248H211ZM0 250H1V249H0ZM8 250L10 251L11 249H8ZM15 250H16V249H15ZM49 250H51V249H49ZM70 250H71V249H70ZM89 250H90V249H89ZM95 250H96V249H95ZM104 250H105V248H104ZM163 250H164V249H163ZM169 250H170V249H169ZM214 250H215V249H214ZM249 250H250V249H249ZM2 251H3V250H2ZM38 251H40V249H39ZM107 251H108V250H107ZM111 251H112V250H111ZM122 251H123V250H122ZM125 251H126V249H125ZM140 251H141V250H140ZM153 251H155V250H153ZM153 251H152V252H153ZM157 251H158V250H157ZM219 251H220V250H219ZM6 252H7V251H6ZM20 252H21V251H20ZM22 252H23V251H22ZM29 252H30V251H29ZM49 252H50V251H49ZM51 252H52V251H51ZM75 252H76V250H75ZM100 252L102 253V251H100ZM104 252H105V251H104ZM134 252H135V251H134ZM136 252L138 253V251H136ZM188 252H189V251H188ZM221 252H222V251H221ZM52 253H53V252H52ZM70 253H71V252H70ZM108 253H109V252H108ZM126 253H127V252H126ZM126 253H125V255H126ZM153 253H154V252H153ZM170 253H171V251H170ZM172 253H173V251H172ZM182 253H183V252H182ZM185 253H187V252H185ZM26 254H27V253H26ZM35 254H36V253H35ZM37 254H38V253H37ZM75 254H76V253H75ZM75 254H74V255H75ZM93 254H94V253H93ZM105 254H107V253H105ZM110 254L112 255L113 253H110ZM110 254H108V255H110ZM131 254H132V253H131ZM133 254H134V253H133ZM144 254H145V252H144ZM159 254H160V252H159ZM179 254H180V253H179ZM15 255H16V257H17V254H15ZM19 255H20V254H19ZM24 255H25V254H24ZM62 255H63V254H62ZM64 255H65V254H64ZM96 255H97V254H96ZM142 255H143V253H142ZM192 255H193V254H192ZM195 255H196V254H195ZM226 255H227V254H226ZM25 256H27V255H25ZM31 256H32V255H31ZM37 256H38V255H37ZM94 256H95V255H94ZM134 256H136V255H134ZM154 256H155V255H154ZM163 256H164V255H162V257H163ZM174 256H175V254H174ZM185 256H186V255H185ZM196 256H197V255H196ZM249 256H250V255H249ZM254 256H255V255H254ZM259 256H260V255H259ZM1 257H2V255H1ZM1 257H0V258H1ZM3 257H5V256H3ZM10 257H11V256H10ZM21 257H22V253H21ZM70 257H71V256H70ZM75 257H76V256H75ZM86 257H87V256H86ZM89 257H90V256H89ZM89 257H88V258H89ZM107 257H108V256H107ZM107 257H106V258H107ZM127 257H128V256H127ZM143 257H144V256H143ZM151 257H152V256H151ZM22 258H24V257H22ZM77 258H78V257H77ZM80 258H81V257H80ZM97 258H98V257H97ZM110 258H111V257H110ZM120 258H121V256H120ZM120 258H119V260H120ZM155 258H156V257H154V259H155ZM165 258H166V257H165ZM190 258H191V257H190ZM195 258H196V257H195ZM198 258H199V257H198ZM209 258H210V257H209ZM251 258H252V257H251ZM261 258H262V257H261ZM13 259H15V256H14ZM42 259H43V258H42ZM58 259H59V258H58ZM90 259H91V258H90ZM101 259H102V258H101ZM111 259H112V258H111ZM137 259H138V258H137ZM200 259H201V258H200ZM238 259H239V258H238ZM2 260H3V259H2ZM4 260H5V259H4ZM19 260H21V258H20ZM26 260H27V259L25 258L24 261L26 262ZM59 260H60V259H59ZM65 260H66V259H65ZM79 260H80V259H79ZM114 260H115V259H114ZM146 260H147V259H146ZM191 260H192V259H191ZM204 260H205V259H204ZM210 260L213 261V258H212V259H209V261H210ZM254 260H255V259H254ZM254 260H253V261H254ZM9 261H10V259H9ZM11 261H13V260H11ZM22 261H23V259H22ZM27 261H28V260H27ZM34 261H35V259H34ZM50 261H51V260H50ZM74 261H75V260H74ZM85 261H86V260H85ZM102 261H103V260H102ZM126 261H127V260H126ZM142 261H143V260H142ZM205 261H206V260H205ZM205 261H204V262H205ZM250 261H251V260H250ZM259 261H261V260H259ZM14 262H15V261H14ZM28 262H29V261H28ZM92 262H93V261H92ZM94 262H95V261H94ZM104 262H105V261H104ZM134 262H135V260H134ZM136 262H137V261H136ZM136 262H135V263H136ZM159 262H160V261H159ZM193 262H194V261H193ZM198 262H199V261H198ZM223 262H224V261H223ZM251 262H252V261H251ZM257 262H258V261H257ZM12 263H13V262H12ZM15 263H16V262H15ZM15 263H14V264H15ZM17 263H18V262H17ZM29 263H30V262H29ZM66 263H67V262H66ZM68 263H69V262H68ZM108 263H109V262H108ZM111 263H112V262H111ZM135 263H134V264H135ZM149 263H150V262H149ZM151 263H152V262H151ZM160 263H161V262H160ZM181 263H182V262H181ZM195 263H197V262H195ZM224 263H225V262H224ZM259 263H260V262H259ZM0 264H1V263H0ZM25 264H26V263H25ZM91 264H92V263H91ZM109 264H110V263H109ZM143 264H144V263H143ZM145 264H146V262H145ZM147 264H148V263H147ZM152 264H154V263H152ZM164 264H166V263H164ZM211 264H212V263H211Z\"/></svg>","mask_w":264,"mask_h":264}]
</instances>
